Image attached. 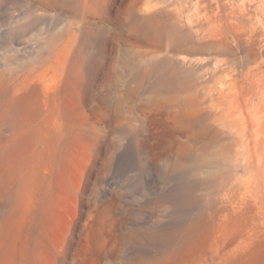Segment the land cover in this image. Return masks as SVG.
I'll list each match as a JSON object with an SVG mask.
<instances>
[{"label":"rangeland","instance_id":"obj_1","mask_svg":"<svg viewBox=\"0 0 264 264\" xmlns=\"http://www.w3.org/2000/svg\"><path fill=\"white\" fill-rule=\"evenodd\" d=\"M198 1L0 0V264H264L262 0H205L249 34L211 109L146 79L159 49L201 78Z\"/></svg>","mask_w":264,"mask_h":264},{"label":"bare ground","instance_id":"obj_2","mask_svg":"<svg viewBox=\"0 0 264 264\" xmlns=\"http://www.w3.org/2000/svg\"><path fill=\"white\" fill-rule=\"evenodd\" d=\"M32 4H33L32 7L36 6V3H32ZM195 4L197 8H200L205 11L204 13L205 20L199 21V23L197 24L198 25L197 31L200 32L201 39L208 41V43L206 44V50H209L210 52H212L210 57H205L202 60L203 71L201 74V78L197 80L190 74L186 76L182 74H178L180 70L179 65L174 59L167 56L169 55V54H166L167 49L163 51H161L160 49L152 51L154 55L159 54V53L164 54V55H160L162 57H160V59L158 60L150 59L149 61L150 67L146 69L145 74H146V79L149 80L151 78L152 69L154 66H157V67L164 66V70L161 73V75L155 80H153L152 78L150 80V85L153 87V92L156 95L166 94L167 97H173L178 102H183L184 104L199 108L201 110L202 109L209 110L213 107L212 102L214 98L218 96V94L214 91L215 84L222 79L224 63L221 57L225 54H228L226 53V50L229 49L230 45L233 44V42L234 44L238 42L240 46L247 47L248 42H249V34L248 32H245V35L243 34L237 35L235 33L236 28L244 27V26L234 19L235 14L232 11L222 12L220 6H218L217 8L209 7V4L205 0H199ZM80 6L83 8V9L81 8L83 12L86 11L88 7L86 1H84ZM240 8H241L240 12L242 14L241 16L240 15L239 16L241 17V19H243L246 14V11L243 7H240ZM261 8L264 10V0H262ZM177 16L178 17L169 16V18H167V20L169 19L167 22L170 26L169 28H171L170 33L172 36H176L179 33L180 23L178 22V19L181 18L182 11L177 12ZM218 23L221 25L225 23L230 25L231 35H232L230 36L231 39L225 34L224 29H220L218 27L219 25ZM187 33L190 34V32H185V33L182 32L181 38L187 37ZM179 37L180 36H178V38ZM169 40H170V37H169ZM220 46H224V49L220 48ZM245 75L247 76L248 73L246 72ZM225 76L228 77L229 79L233 78L232 80L235 81V76H231L229 73H226ZM140 89L141 87L137 86V90L140 91ZM222 90L226 91L225 87H222ZM232 106L234 107L236 106L235 101H233ZM208 139H211L210 141L208 140L209 144L219 141L217 135L210 136ZM207 147L209 146H206L205 148ZM207 150L208 149H206L205 152L201 154L200 156V158L202 159L201 162H198L197 164L193 163L189 165H191V167L193 166L201 167L205 163H210ZM259 161H261L260 158H259ZM246 181L250 182V179L248 178ZM215 183H217L218 185H221L224 188V187H227L228 181H225V178H223L221 181L220 180L212 181L211 184H215ZM263 196H264V188H262L261 194L255 197L256 206L260 209L259 212L261 213L264 212L263 211L264 210L263 209L264 208Z\"/></svg>","mask_w":264,"mask_h":264}]
</instances>
